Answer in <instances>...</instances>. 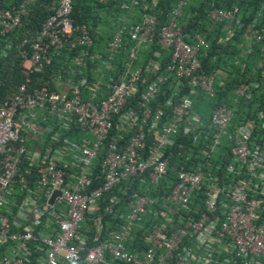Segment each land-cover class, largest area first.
Returning a JSON list of instances; mask_svg holds the SVG:
<instances>
[{"label": "built area", "instance_id": "1", "mask_svg": "<svg viewBox=\"0 0 264 264\" xmlns=\"http://www.w3.org/2000/svg\"><path fill=\"white\" fill-rule=\"evenodd\" d=\"M73 1L0 0V58L20 76L0 93V264H264V112L230 127V108L206 122L192 109L217 74L201 67L204 36L178 25L189 0L160 25L159 0H97L121 12L104 40ZM236 2L206 18L217 42L239 31L244 54L257 45L260 68L264 28L240 22ZM257 87L240 83L234 102ZM133 180L157 198L120 187ZM102 214L115 226L104 234Z\"/></svg>", "mask_w": 264, "mask_h": 264}, {"label": "trees", "instance_id": "2", "mask_svg": "<svg viewBox=\"0 0 264 264\" xmlns=\"http://www.w3.org/2000/svg\"><path fill=\"white\" fill-rule=\"evenodd\" d=\"M176 1L177 0H159L156 6V12H161V15L158 18L159 25L164 21V15L167 11L175 6ZM234 1L235 0H189L188 4L183 8L181 17L178 19V25L181 28L184 40L187 41L188 38L194 34H201L204 36V39L208 44V49L204 51L200 57L201 67L207 74H217L214 78L215 81H217L216 83L213 82V96L207 98L200 93H196L191 97V100L199 101L202 98H205L208 102L209 114L210 111L217 106L222 105L230 108L232 112L230 127L237 125V123L246 119L255 118L259 111L264 112V62L260 68L255 67L259 60L258 46L252 44L251 52L249 54H244L243 50L245 49L241 45L242 41L239 37V31H235L234 36L230 40L221 43L217 42L218 37L222 36V33L220 32L221 24L211 25L206 18V13L211 8V5L219 9H224L228 8ZM236 6L239 10L237 17L240 22L249 23L254 20L257 26L264 28V5L262 4V0H237ZM38 8V6L33 7L31 18L27 21L28 25H31L34 28L39 27L41 17L43 16L41 9ZM96 11H100L102 15H99ZM120 14L121 12L113 3L100 5L97 0H75L72 3L73 19L76 22L86 23L92 28L97 27L101 32V36H96L99 37V40H104V38L108 39L111 33L118 28V17ZM37 15L39 19L33 18ZM124 54H122V56ZM58 61L60 62H57L56 59L51 60L50 71L58 72L60 70L59 66L65 61L63 59ZM121 61L122 59H118L117 63L120 64ZM9 63L11 62L6 58H0V79L3 80V85H0V93L11 89L20 79L18 74L19 61L16 60L13 66ZM50 71H48L47 74L50 73ZM247 82H256L258 87L251 90L252 96L249 100L237 99L235 103L233 94L234 89L240 83ZM208 117L209 115L207 118L200 115V119L203 122H206ZM73 133H77V130H74ZM71 137L70 139H72ZM180 141L184 144H189L190 138L182 137ZM223 144L224 147L222 148V151L224 150L226 153L228 150L227 143ZM226 161L227 158L224 157V163H226ZM125 183L129 185L127 191L128 194H145L150 198H157V196L154 195L156 189L147 182L139 184L137 180L131 182L125 181L120 184V187H123ZM115 191L116 189L109 192V195L113 192L116 193ZM106 204L107 200L103 197L99 202V207L101 208ZM117 208L116 205L112 207L114 211L117 210ZM101 222L103 226V234L109 229H115L114 222L109 219L107 214H102ZM145 225H148L147 221H145ZM140 232L141 231L135 233V238ZM134 243L135 242H131V245H134Z\"/></svg>", "mask_w": 264, "mask_h": 264}, {"label": "rangeland", "instance_id": "3", "mask_svg": "<svg viewBox=\"0 0 264 264\" xmlns=\"http://www.w3.org/2000/svg\"><path fill=\"white\" fill-rule=\"evenodd\" d=\"M95 12V11H94ZM96 13H98L99 15H102L100 13V11H96ZM102 28V27H101ZM144 55L143 53H139L137 55V60L135 63H133L131 65V69L135 68V66L139 63H141L144 60ZM217 81V80H216ZM215 79L214 82L216 83ZM192 107L195 111H197L201 116H203L204 118H207V116L209 115V106H208V102L205 98H202L201 100H193L192 99ZM215 153L213 152V155Z\"/></svg>", "mask_w": 264, "mask_h": 264}, {"label": "water", "instance_id": "4", "mask_svg": "<svg viewBox=\"0 0 264 264\" xmlns=\"http://www.w3.org/2000/svg\"><path fill=\"white\" fill-rule=\"evenodd\" d=\"M56 195H58L57 192H53V193H52V195H51V197H50V199H49V204L52 203V200H53V198H54Z\"/></svg>", "mask_w": 264, "mask_h": 264}]
</instances>
